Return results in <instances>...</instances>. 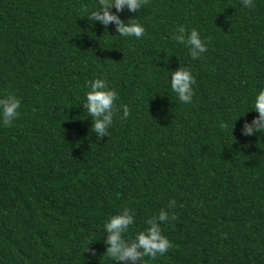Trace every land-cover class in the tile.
<instances>
[{"label": "trees", "instance_id": "1", "mask_svg": "<svg viewBox=\"0 0 264 264\" xmlns=\"http://www.w3.org/2000/svg\"><path fill=\"white\" fill-rule=\"evenodd\" d=\"M254 4L148 0L117 13L142 24L136 38L87 18L99 0H0V96L21 100L13 126L0 121V264H123L104 226L125 208L126 240L161 209L178 217L161 223L171 248L145 264H264V133H241L264 89ZM179 27L208 51L193 60L171 39ZM180 65L196 80L190 104L170 87ZM96 78L130 110L103 139L83 108Z\"/></svg>", "mask_w": 264, "mask_h": 264}, {"label": "clouds", "instance_id": "2", "mask_svg": "<svg viewBox=\"0 0 264 264\" xmlns=\"http://www.w3.org/2000/svg\"><path fill=\"white\" fill-rule=\"evenodd\" d=\"M147 4L148 0H99V9L91 11L87 18L99 21L105 27L114 24L117 33L122 37L140 38L145 32L142 24L136 18H130L125 22L117 13L125 8L136 13ZM242 5L247 8L255 7L254 0H242ZM113 7L116 9L115 13L111 11ZM171 39L188 45L193 60L200 58L208 51L206 42L202 40L199 31L195 28L187 33L184 27H179L172 34ZM170 77L171 90L177 94L179 100L185 104L192 103L193 85L196 80L190 69L180 65L178 70L170 72ZM88 87L90 90L86 93V103L83 104V108L91 117V130L98 139H103L108 136V129L113 124L114 117L122 110L123 115L120 119L127 120L130 110L127 105H117L118 92L110 88L105 80L100 78L90 80ZM20 107L21 100L13 92L0 96V121L4 127L13 126L14 121L20 115ZM254 110L259 115L250 123L245 121L241 129L242 135L251 136L257 132L264 133V89H261L255 97ZM220 127L226 128L227 124L221 123ZM175 206L176 200H170L168 208ZM177 219L174 213L169 215V211L161 209L158 215L147 220L148 227L145 230L139 231L134 239L126 240L124 233L135 223V220L132 210L125 208L121 214L112 216L104 226L107 233L104 243L108 245L105 253L114 261L123 262V264H145V257L150 256L155 259L158 255L163 256L172 245L169 239L162 234L161 223ZM85 252H91L93 256L96 254L95 250L89 247L85 249Z\"/></svg>", "mask_w": 264, "mask_h": 264}]
</instances>
